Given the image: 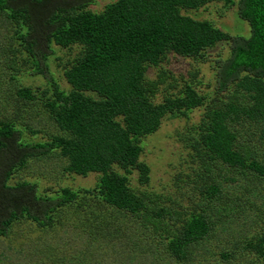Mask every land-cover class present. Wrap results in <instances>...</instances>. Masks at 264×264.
Returning <instances> with one entry per match:
<instances>
[{
  "label": "trees",
  "instance_id": "trees-1",
  "mask_svg": "<svg viewBox=\"0 0 264 264\" xmlns=\"http://www.w3.org/2000/svg\"><path fill=\"white\" fill-rule=\"evenodd\" d=\"M213 1L236 5L249 35L181 12ZM90 2L0 0V64L12 81L43 74L51 44L75 50L62 69L67 88L49 77L43 90L14 83L0 98V238H12L24 219L43 231L73 225L98 241L119 240L101 247H108L105 259L101 251L80 253L95 264L155 256L149 254L154 243L178 264H264V0H111L100 11L86 8ZM221 40L229 52L214 65L210 97L186 85L154 101L158 84L171 76L162 66L169 53L200 61ZM42 42L47 52L39 50ZM17 45L22 58L14 54ZM150 67L156 79L147 76ZM38 102L57 133L32 142L25 130L37 131L17 118ZM199 106L205 108L202 121L183 133L195 151L189 161L179 157L184 167L171 179V192L132 185V172L138 185L151 179L149 164L140 159L144 138L164 118ZM51 153L70 174L96 172L95 184L41 195L37 181L10 182L28 160ZM143 239L148 250L129 247ZM78 257L63 251L37 264H83Z\"/></svg>",
  "mask_w": 264,
  "mask_h": 264
},
{
  "label": "rangeland",
  "instance_id": "rangeland-1",
  "mask_svg": "<svg viewBox=\"0 0 264 264\" xmlns=\"http://www.w3.org/2000/svg\"><path fill=\"white\" fill-rule=\"evenodd\" d=\"M110 1L111 0H91L86 8L93 11H100L104 8L105 4ZM181 12L195 19L207 20L212 25L217 26L227 33L244 36L249 35L250 27L245 20L238 16L236 5L230 6L223 1H213L205 3L196 9L183 8ZM7 27H9L10 33H12L13 29L10 26ZM0 28H2V26ZM13 41H16L15 37ZM51 45L54 46L52 47L53 51L48 52L46 51L48 48H46L44 42L39 45V50L48 53L47 63L49 66L44 70L43 74L37 76L25 75L19 77L17 81H12L7 74H4L8 72L2 70L0 64V98H4L12 92V84L14 83H21L22 85L31 88L40 86V90H43L48 86L47 82L49 77H54L62 87L67 88L68 84L64 79L62 69L68 64L69 60L67 59L74 57L75 50L58 48L53 44ZM12 46L13 45H11V47ZM21 48L22 47L19 45L16 46L14 50L16 57H23V55L17 51ZM228 52V42L226 40H221L213 47L207 49L205 57L200 61L169 53L166 60L162 63V66L171 72V76H168L163 82L158 84L159 90L153 98L154 101L159 102L162 100V94L173 93L186 85H191L201 95L212 91L215 87L214 65L219 59L225 58L228 55ZM58 57H62V59ZM31 68L32 67H28V69ZM156 74L157 69L154 67H150L147 70V76L149 78L156 79ZM206 96L210 97V94H206ZM204 109L203 106H199L188 112L186 116L181 115L178 117L164 118L159 129L144 138L141 145L145 146L140 159L149 164L151 168V179L147 186L138 185L137 174L132 172L130 175L132 185L138 186V189L141 190L171 192L169 191L172 190L171 179L175 178V174L178 170L184 167L180 165L181 158L179 160V157L184 155L187 157V161H189V153L195 151V149L185 141L183 133H187L188 129L194 124H199L202 121L205 112ZM20 110L21 112L18 114L17 121L23 126H28L30 129L37 131V134H33L29 129H26V139H29L32 142L38 140H50L51 136L57 133L56 127L54 123H52L48 111L43 106L41 107L39 102L35 106L26 105L25 108ZM177 133L181 137H179ZM144 142L146 144H144ZM183 142L186 143L187 148H182ZM64 165L65 162L60 159L57 154L52 153L42 156L40 159H30L26 164L16 169L10 182L15 184L23 180H29L31 182L37 181L39 194L47 195L58 189V187L64 185L74 189L90 188L95 184L98 178L96 172L88 173L86 176H82L81 174H70L64 169ZM214 172L217 173L218 170L216 169ZM224 185H226L228 190H231L230 185L233 184H230V182L227 181ZM260 185L261 187H264V179L261 180ZM192 186L193 185L190 187L192 188ZM185 189L186 191L188 190L187 188ZM195 192L196 190L192 191V194ZM262 194L264 195V190H262ZM196 195V199L201 198L199 192H197ZM243 207L244 209L250 208L248 207V204ZM255 213L256 212H254V214ZM248 215L249 217L251 216V211L248 212ZM245 222L246 224H253L252 220H245ZM30 223L32 222L23 219L16 225L14 231L15 234L12 238H0V264L50 263V258L52 256L59 255L63 251L77 253L80 262L83 264H95L94 262L96 261L94 258H83L82 254L80 256V253H88V251H86L87 249H91L92 252L101 251L104 253L105 259L107 257L105 251L108 247H101L104 244L111 247L117 240H106L105 238H102L98 241L94 239L92 235L83 231L80 227H75L73 225L58 227L55 231H43L40 229L41 227L38 223ZM137 241L135 242L136 244L128 242L129 247L136 248L140 252L148 250L145 239H143V241ZM154 245L155 252H149V254H159L155 256L147 254L143 255L146 257L140 256V259L136 261L134 260L133 262L126 263V261L123 260L118 264H178L171 258L167 256L164 257V253L161 252L163 248L161 244L156 245V243H154ZM55 252H58V254H55ZM62 264H65V262ZM103 264H106L105 260Z\"/></svg>",
  "mask_w": 264,
  "mask_h": 264
}]
</instances>
